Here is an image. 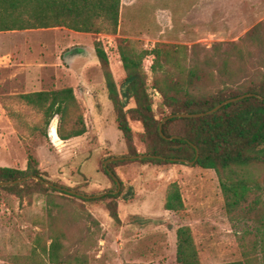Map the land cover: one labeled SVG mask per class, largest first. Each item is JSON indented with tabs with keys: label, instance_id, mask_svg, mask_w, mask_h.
<instances>
[{
	"label": "rangeland",
	"instance_id": "obj_1",
	"mask_svg": "<svg viewBox=\"0 0 264 264\" xmlns=\"http://www.w3.org/2000/svg\"><path fill=\"white\" fill-rule=\"evenodd\" d=\"M258 24L263 25L258 36L244 44ZM96 42L108 54L120 92L126 85H122L125 72L118 49L127 42L137 51L162 43L190 49L199 46L201 61L203 50H211L217 43L242 45L243 58L232 59L227 72L221 62L209 66L215 77L211 88L249 86L264 75V0H121L114 34L76 32L66 27L0 31V67L6 60L3 56L19 60L22 50L27 56L21 60L48 64L43 76L28 88L25 76L10 80L8 73L0 72V133L5 137L0 148L8 149H0V158L7 167L25 170L32 155L46 180L84 195H119L115 200L120 217L116 222L110 216L109 198L83 201L35 185L21 193L0 188V264H51L49 250L55 239L60 243L59 257L67 262L63 264H180L177 229L181 226L191 228L201 264L241 260L240 237L246 236V244L255 239L254 215L248 211L255 206L264 209V185L261 191H252L231 215L225 209L214 169L185 162L154 164L124 159L115 166L122 182L116 192L117 184L102 169L104 157L134 156L132 151L139 154L147 148L138 137L143 132L140 122L130 119V143L118 129ZM151 64L149 57L144 68L153 111L161 119L170 109L162 105L163 98L154 89ZM168 70L172 73L171 67ZM91 83L97 91L92 96L86 92ZM67 86L76 90L87 132L64 141L58 139V116L45 125L41 110L16 96ZM133 104L129 100L127 108ZM258 175L264 184V168ZM173 182L179 184L184 201L180 211L164 206Z\"/></svg>",
	"mask_w": 264,
	"mask_h": 264
},
{
	"label": "trees",
	"instance_id": "obj_2",
	"mask_svg": "<svg viewBox=\"0 0 264 264\" xmlns=\"http://www.w3.org/2000/svg\"><path fill=\"white\" fill-rule=\"evenodd\" d=\"M120 8L121 0H0V31L66 27L76 32L114 34L119 26ZM262 26L258 24L254 27L244 39V44L254 41ZM241 46L232 43L224 47V44L217 43L211 50L202 49L204 60L201 61L199 46L190 49L184 45L162 43L151 50L137 51L130 43H122L118 52L125 72L122 85H126V88L120 92L119 84L110 69L106 50L100 42L95 44L96 55L103 65L108 96L114 106L119 131L130 143L133 139L130 119L140 122L143 132L138 137L147 149L139 154L159 156L133 161L154 164L178 163L172 158L193 161L197 147L199 156L194 165L217 172L225 209L231 215L240 209L252 191H261L264 185L258 175V171L264 168V75L260 81L249 86L226 85L223 89H214L211 86L215 77L208 68L211 64L216 66L221 62L227 72L232 59L243 58ZM149 57L152 59L151 71L155 75L154 89L162 96V105L170 109V113L161 119L156 118L153 100L149 94L148 74L144 68ZM170 67L172 73L168 70ZM247 93L254 95L226 104L212 114L197 118L169 119L163 124V132L167 137L176 136L171 140L160 134L159 125L169 114L208 111L229 98ZM16 97L24 104L41 110L45 125L58 116V134L63 140L87 132L84 114L71 86L22 93ZM129 100L134 104L127 108ZM130 154L138 153L132 151ZM110 157L113 155L104 157L102 169L117 184L108 169L119 178L115 166L125 161H114L105 166V160ZM28 175L46 180L32 155L29 156L25 170L0 166V181L16 180ZM30 185L83 201L112 199L107 201V209L113 220L120 221L115 200L119 195L110 192L100 198L85 199L34 178L0 188L21 193ZM164 206L170 211L184 208L177 182L169 185ZM248 214L254 215V241L246 244V236H241L242 259L221 264H264V209L255 206ZM59 250L60 243L55 239L49 250L51 264L67 263L59 257ZM177 261L180 264H201L189 226L177 229ZM70 263L89 264L84 261Z\"/></svg>",
	"mask_w": 264,
	"mask_h": 264
},
{
	"label": "water",
	"instance_id": "obj_3",
	"mask_svg": "<svg viewBox=\"0 0 264 264\" xmlns=\"http://www.w3.org/2000/svg\"><path fill=\"white\" fill-rule=\"evenodd\" d=\"M253 95H254L253 93H247V94H243V95H240V96H237V97H234V98H229V99L219 103L214 108H212V109H210L208 111H204V112H195V113H184V112H182V113L169 114L168 116H166V117H164L162 119V121H161V123L159 125L160 134H161V136H163L165 139H168V140H171V139L176 137V136L167 137L164 134V132H163V124L166 121H168L169 119H172L174 117H184V118L203 117L205 115H209V114H212V113L218 111L220 108H222L226 104H229V103H232V102L244 99L245 97H250V96H253ZM56 126H57V124H56ZM57 134H58V130H57ZM58 139L59 140H63V139H61L59 134H58ZM196 151H197L196 158L193 161H189V160L183 159V158H172V160L176 161V162H185V163L194 165L195 161L197 160V158L199 156V151H198L197 147H196ZM144 157H159V156L150 155V154H137V155L129 156V157H126V156H113V157H110V158L106 159L104 164H105V166H107L108 163L114 162V161H121V160H124V159H140V158H144ZM108 172L113 177V179L116 181L117 186H118L116 192H119V190L121 188L120 179L117 177V175L113 171L108 169ZM30 178H34V179H36L38 181L45 182V184L48 185V186L55 187L58 190L65 191V192L71 193V194L76 195V196H81V197H83L85 199L100 198V197H102L103 195H105L107 193V192H104V193H100V194H96V195H84V194H82V193H80L78 191H75L73 189L67 188V187L62 186V185L55 184L54 182L49 181V180H44L43 178L35 176V175H28V176H25V177H22V178H19V179H16V180L0 181V186L18 184V183L26 181V180H28Z\"/></svg>",
	"mask_w": 264,
	"mask_h": 264
},
{
	"label": "crops",
	"instance_id": "obj_4",
	"mask_svg": "<svg viewBox=\"0 0 264 264\" xmlns=\"http://www.w3.org/2000/svg\"><path fill=\"white\" fill-rule=\"evenodd\" d=\"M19 55H20V58L23 60L25 59V56H27L23 50L21 53H19ZM2 58H6V60L2 64V66H1L2 68L0 67V72H4V74H6V75L8 73L7 79H10V80H14V78H15V80H18V78H22L25 76L26 80L28 81V83L25 85L26 88L29 87L30 83H33V84L36 83L39 80V78H41L43 76V67L48 65L44 62H37L34 64H29V63H27V61H23L21 59H19V60L18 59L17 60L16 59H10V58L8 59L7 55L3 56ZM30 78L34 79L35 81H31ZM75 92H76V90H75ZM86 92L88 93L87 95L92 96L95 92H97L96 91V84H94V83L89 84L88 88L86 89ZM23 93H28V92H23ZM10 94H16V93L11 92ZM0 135H1L0 136V145H1V144H4L5 137L2 133H0ZM64 141H66V140H64ZM0 149H2V151H4V152L8 151L6 146L4 148L2 147ZM4 162H5V160H3V157L0 158V166H7V165H5L6 163H4Z\"/></svg>",
	"mask_w": 264,
	"mask_h": 264
}]
</instances>
